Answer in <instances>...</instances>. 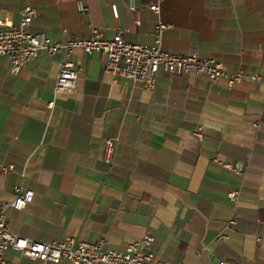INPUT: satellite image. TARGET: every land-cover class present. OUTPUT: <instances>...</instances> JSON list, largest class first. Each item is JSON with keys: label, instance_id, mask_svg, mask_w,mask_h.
Segmentation results:
<instances>
[{"label": "crops", "instance_id": "0c3cea01", "mask_svg": "<svg viewBox=\"0 0 264 264\" xmlns=\"http://www.w3.org/2000/svg\"><path fill=\"white\" fill-rule=\"evenodd\" d=\"M154 2L0 0V22L18 24L30 5L37 15L29 31L55 41L92 28L111 39L120 28L126 41L152 44L161 19L170 25L164 50H196L261 81L228 88L223 79L159 72L145 89L105 71L103 54L76 49V87L55 94L60 55L40 53L16 75L0 56V164L14 167L0 174V205L16 185L33 191L23 210L5 208L8 230L41 242L102 240L122 251L148 229V251L169 264H264V239L256 241L264 235V124L252 126L264 110V0H162L159 14L148 8ZM105 139L113 140L109 161ZM223 161L240 162L243 173ZM5 258L55 264L14 249Z\"/></svg>", "mask_w": 264, "mask_h": 264}, {"label": "built area", "instance_id": "2783aa9c", "mask_svg": "<svg viewBox=\"0 0 264 264\" xmlns=\"http://www.w3.org/2000/svg\"><path fill=\"white\" fill-rule=\"evenodd\" d=\"M162 0L149 5V9L159 14V4ZM134 10L133 7L130 8ZM80 12H87L88 8L82 6ZM113 14L116 16V8L112 5ZM21 18L18 24L0 22V56L8 59V72L11 75L19 73L28 60L44 53L49 57L61 56L58 74L55 79L54 93L73 92L76 87L77 75L80 70L74 63L72 55L74 50L80 49L85 53L99 52L104 55V70L111 74L126 76L128 79L139 82L145 89H152L159 72L170 75H183L195 73L207 76L210 80L223 79L228 88H232L239 81L252 83L260 82L261 75L258 72H244L237 69L228 71L223 63L212 57L200 54L193 50L189 54H175L164 50L161 46L163 32L170 27L161 19H158L154 29V42L152 44H140L126 41L119 28L111 39L103 37L102 33L92 28L85 36L71 37L65 41L52 40L44 32H30L28 27L37 15L34 7L26 5L21 10ZM138 23V21H136ZM264 124V110L261 116L252 122V126L258 130ZM195 136L202 138L201 129L195 131ZM113 150V140L105 139L103 142V157L109 161ZM225 168L243 173L240 162H219ZM14 169L13 165L0 164V174L4 175ZM25 176L24 171L21 172ZM228 197L235 202L238 198L237 190H230ZM33 200V191L22 185L14 186L13 197L9 202L0 205V264H8L5 252L14 249L21 256L38 259L42 262L58 264H169L168 261L155 259L148 251L154 239L148 229L144 231L139 240L129 243L122 251L112 250L104 246L102 240L95 242H75L71 236H65L59 242H41L31 240L20 235L12 234L8 230L5 214L6 207L23 210ZM264 235L256 236L260 242ZM184 264V263H179ZM216 264H227L218 260Z\"/></svg>", "mask_w": 264, "mask_h": 264}]
</instances>
